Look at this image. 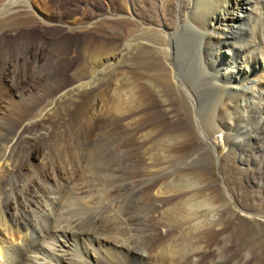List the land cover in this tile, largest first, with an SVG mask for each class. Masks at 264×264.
I'll list each match as a JSON object with an SVG mask.
<instances>
[{"label": "bare ground", "instance_id": "6f19581e", "mask_svg": "<svg viewBox=\"0 0 264 264\" xmlns=\"http://www.w3.org/2000/svg\"><path fill=\"white\" fill-rule=\"evenodd\" d=\"M72 1L83 4L81 9L84 11L87 0H0V116L17 117L13 119L14 138L0 149V264H133L140 252L147 257L140 264H171L174 260L183 264V258L178 254L176 258V253L185 247L196 252L189 256L190 260L187 258L189 263L199 264L198 259H204L206 254L214 261L221 244L231 243L236 231L238 234L250 229L264 232V215L261 211L258 213L259 207L240 205L230 193L232 215L237 221L227 225L214 215L207 217L205 211H213L219 206L218 184L203 175L190 181L171 163L165 162L170 155L165 152L159 158L162 161H156L157 154L151 153V147L159 136H153L155 131L148 130L146 123L143 122V127L137 123V117L144 111L137 108L152 106L154 98L151 99L146 91L144 76L133 72V65L126 63V59L135 58L136 50L144 49L140 42L152 43V36L156 37L161 43L155 51L161 56L164 53L167 61L162 58L172 85H179L180 96L183 91L190 97V102L184 104L191 117L198 119L199 111L201 113L209 102L212 91L221 95V104L217 109L214 107L213 121L210 119L212 126H208L210 133H205V141L215 150V160L220 161L226 151L225 132H233L230 149L240 152L242 163L257 167L251 183L264 189V0H188V3L158 0L162 25L156 27L142 21L128 0H117L123 7L119 18L134 21L137 34L123 42L122 48L113 54L109 52L114 40L98 36V39H84L82 64H94L92 70L98 69L99 73L96 79L93 77L96 72L91 70L92 73L83 74L82 79H78L79 88L85 94L92 93L93 85L104 80L107 74L113 76V83L90 106L93 116L81 125V136L77 131L58 134L46 148L33 154H21L13 147L14 142L36 140L35 136H30L33 135L30 134L31 125L45 123L39 118L42 113L35 111L31 115L28 110L37 109L26 100V94L31 95L29 91L35 85L34 75L65 66L72 58L69 53L71 36L84 34L93 25L95 15L87 16L82 10L78 17L57 14L59 3ZM112 1L107 0L105 15L110 9L117 12ZM59 36L66 37L62 45L57 46L55 40ZM198 40L197 50L205 65V78L202 83L193 84L191 91L177 78L175 55L179 54L177 47L181 42L190 48ZM37 56L41 58L35 67L33 58ZM157 85L166 112L173 118L174 105ZM11 90L18 93V98L12 101L13 109L9 105L5 107L7 99L11 98H8ZM3 93L10 94L3 98ZM54 104L51 101L43 110L51 113ZM119 113L122 117L109 123L114 124L115 129L128 131V135L111 146L107 133L114 128L110 129L103 117ZM175 119L178 118L174 117L172 123H179ZM214 138L219 139L220 149ZM140 141L141 144L136 146ZM131 146L134 149H130ZM190 156L183 158L184 162L179 165L184 166L192 158ZM113 164H123L125 170L133 168L135 174L145 172V176L147 173L155 177L125 181L116 186L115 182L122 178L120 175L117 176L119 179L116 174L107 178L101 172ZM17 174H21L24 181L10 187V179ZM173 186L179 188L173 190ZM122 191L131 194L128 203L117 200L104 210L99 208V204L119 198ZM184 211L196 212L187 221L195 218L190 220L194 225L189 228H184L188 224L182 223L185 221L183 216L178 228L157 218L159 214ZM169 216L168 220H171ZM163 256L168 258L160 261Z\"/></svg>", "mask_w": 264, "mask_h": 264}, {"label": "rangeland", "instance_id": "374dc122", "mask_svg": "<svg viewBox=\"0 0 264 264\" xmlns=\"http://www.w3.org/2000/svg\"><path fill=\"white\" fill-rule=\"evenodd\" d=\"M128 2L133 4L132 5V7L134 8L133 10L135 11V13L138 15V17L142 21L153 23L152 26H154V27L162 25V22L160 20L159 10H158V0H128ZM183 2L188 3V0H183ZM106 3H107V0H87L84 11L81 9L83 4L77 3L75 1H72V2H69L66 4H61V3L58 4V6L56 8L58 15H64V16H69V15L73 16L74 15V16L78 17L81 13V10H82L83 13L85 12V14L87 16L94 14L95 18L92 20L93 25L91 24L88 32L81 34V35L76 33V34L71 36V38H70V43H71L70 50L71 51L69 53H71L70 55H72V58H71V60L68 59L67 62H65V66L54 68V69L50 70L51 72L47 71L48 73L44 72V71L43 72L40 71V73H37V75H34V79H33L34 82L33 83L35 85H32V89H31L32 91L31 90L29 91V92H31V95L26 94V100L28 102H30V104L37 106L36 107L37 109L31 110L28 108V110H29V114H31V115H34L36 112H38L39 114L42 113L41 117H39V118H41V119L43 118L45 120V123H44L45 125L44 124L40 125L38 123H37V125H36V123L32 124L30 134L32 133L33 135H30V136L31 137L35 136L33 138H35L36 140H34L32 138L33 139L32 141H28V142L22 141L20 143L17 142V140H16L14 142L15 144H13V147H15V150L17 152H19L21 154H25V152L26 153L31 152L32 154H33V152L36 153L37 151L46 148L48 145H51V142L53 141V139L56 136H59L58 134L66 135L71 131L73 133L77 131L76 133L80 137L81 136L80 130H82L81 125H83L84 121H86L85 119H87V120L91 119L93 116V113L90 112V106L95 102L94 100L98 98L100 93H104L112 85L113 76L110 74H107L104 80H102V81L100 80L98 83L93 85L94 90L92 93H89V94H85L84 93L85 91L82 88H79L80 86L78 83V81H79L78 79H82V77L84 76L83 74H88V72L90 70L93 71L92 67L94 65L91 63L90 64L88 63V65L82 64L83 59L81 57L82 56L81 50H82V44H83V41L85 38H88V37L92 38L93 37V39H98V37H102L103 39L114 40L115 41L114 44H116V43L117 44L116 45L113 44V46H111V50L109 52V53L113 54V53L118 52L117 50H120L122 48L123 42L129 41V40L135 38V36L137 34V29H135L136 27L134 25L135 24L134 21H132L131 19H129L127 17H120L119 18V16L122 15L121 11L123 10V7L121 6V4L117 0H113L111 5L113 6V8H115L117 10V12H112L111 11L112 9H110V12H108L105 15V12L103 13V11L107 7ZM76 36H78V37H76ZM96 36H98V37H96ZM65 37L66 36L57 37L55 40V45H57V46L62 45ZM59 38H62V39H60L61 42H59L60 41ZM67 39H69V38H67ZM150 41L152 43L140 42L139 44L143 45L144 49L140 48V49L136 50L135 54H137V55L135 56V58L132 60H130L129 58L126 59V63L128 66L133 65L132 68L135 70V71L132 70L133 72H136V73L144 76L145 80H143V83H145L146 91L150 93L149 96L151 99L154 98V102H152L154 104H152V106L137 108V110H139V109L144 110L140 114L141 116L137 117L138 118L137 123H140L139 126H141L143 124V122H144V124L146 123L145 124L146 127L147 126L150 127V128L147 127L148 130L152 129L155 131L154 132L155 134L153 133L154 134L153 136H159L156 139L157 141H155V143H153L154 146L152 145V147H151V153L154 155L157 154V155H155L156 161L161 162L162 159L160 160L159 158H161L162 153L165 152V153H167V155L170 154L169 157H166L165 162L171 163L174 166V168H176L175 170H177V171L180 170L184 176H188L190 178L189 179L190 181H194V179H197L200 176L202 177V175H203L204 177H207V178L213 180L214 182H216L218 184L217 185V187H218L217 192L219 193V199H220L219 200V206L217 209H214L213 211H211V210L210 211L208 210V212L205 211L204 215H206L208 213L206 215L207 217L210 215H214L217 218L222 219L227 225H231L232 223L237 221V218L232 215L233 211H232V207L230 204L231 196H233L236 199L237 203L240 205L259 207L260 210H258V213L261 211V213L264 215V189L260 188V187H254L251 183L252 176L257 172V167L255 165L254 166L245 165L239 159L240 158V152L237 150H233L232 148L230 149L229 143H231V141L233 139V135H232L233 132H230V131L225 132V143H226L225 149H226V151L223 153L220 161L215 160V157H216L215 156V150L212 148V145H210L208 142L206 143V141H205V139L207 140L205 133L206 134L210 133V128H208V126L209 127L212 126L211 122L213 121V116H214L213 114H214L215 110L217 108H219V106L221 104V99H220L221 95L216 94V92L212 91V93H210V96H209V102L204 106V109L201 110V113L199 111V115L201 117L199 116L200 118L198 117V119L191 117L192 115L190 116V114H188L189 111L187 108L188 107L187 104L186 103L184 104V102H187V103L190 102V97L185 95L183 91H182V95L180 96L179 85L177 84L178 87H176L175 85H172L170 78L168 76V73L165 69L166 63H165L164 59L162 58V56L165 58L164 53L162 52L161 53L162 56H161L155 51L157 49L156 48L157 44L161 43V42L158 41V39L156 37H153V36H152ZM94 42H96V41H94ZM196 42H197V44H196ZM196 42H195V45L193 47H190V48L189 47L187 48V45L185 42H181L179 47H177L179 54L175 55V63H176V68H177V78H178L179 82L181 84H183V86H185V85L188 86L189 90L192 89L193 84L202 83L204 81V78H205V76H204V69H205L204 66L205 65H203L201 58H200V53L197 50L198 47L200 46V41L198 40ZM112 48H113V51H112ZM35 58H33V63L35 65V67H37L39 62H40L41 57L37 56ZM165 60H166V58H165ZM29 61L32 62L31 59H29ZM36 61H37V63H36ZM132 61H133V63H132ZM64 67H66V69ZM86 67H87V69H86ZM38 70H39V68H37V72H38ZM78 70H79V73H78ZM91 71L89 73H92ZM80 72H82V73H80ZM85 72H87V73H85ZM93 72H96L95 73L96 75L93 74V77L94 78L97 77L99 70L97 69V71H93ZM78 77H80V78H78ZM36 79H37L38 83H37ZM92 81H95V80H92ZM153 83H154V86H152ZM157 84H159L160 87L166 92L167 97L173 103L174 111H175L174 117L178 118L175 120H177L179 123H175V124L172 123L174 120V117L171 118L170 115L168 114V112H166V108L163 104V101L157 92V90L159 89L158 88L159 86ZM10 93H8V94L3 93V98H5L6 96L8 97L10 94V96L8 98L11 97L10 98L11 100L7 99V102L5 103V107H6V105H9V107L13 109L12 101H13V99L18 98L17 97L18 93L15 90H11ZM75 95L77 98L75 97ZM69 96H70L71 101L69 100ZM72 99H74V100H72ZM51 101L55 102V104L53 105V107H51L52 111L50 113L49 111H47V110L45 111L43 109H45L44 107L48 106V103H51ZM14 106L16 107V105H14ZM87 106H88V108H87ZM28 115L26 117H28ZM48 115H50V116H48ZM76 115H78V116H76ZM120 115H118V114L113 115L114 117L113 116H107L108 118L106 116H104L103 118L106 119V122L109 125L110 123L114 122L113 121L114 118H117V117L121 118L122 114H120ZM52 116H54V117H52ZM0 117H2V118H0V146H1L0 149H3L7 145L6 143H9L10 140H12L14 138L15 130H14L13 119H15L16 116L14 117L12 115L11 117H8L6 115H2ZM48 118H50V119H48ZM147 118H149V119H147ZM23 119H24V117H23ZM32 119H34V118H32ZM210 119H211V122H210ZM208 120H209V122H208ZM39 121L40 120H38V122ZM151 124H153V125H151ZM155 124L157 125L156 128H155V126H156ZM209 124H211V125H209ZM174 125H175V128H173ZM41 126H42V128H41ZM76 126H77V129L79 131L75 128ZM158 126H160V127H158ZM176 126L178 127V129L176 128ZM108 127L110 129H112L115 127V125L110 124ZM141 127H143V125ZM153 127H154V129H153ZM171 127H172V129H171ZM119 129L120 128L117 127L116 129L115 128L112 129V131L110 130L112 133H110V131L107 133L108 135L110 134L107 138L108 141L110 140L108 142L109 145L112 146V145H114L115 141H116L115 142V144H116V143L124 140L126 138V136L128 135V133H127L128 131L123 130L122 128L120 130ZM165 129H166V131H165ZM168 129H169V131H167ZM63 130H65V131H63ZM114 130L116 131V133H114L115 132ZM163 130L167 134L164 133ZM61 131L64 133L62 134ZM157 133H159V134H157ZM43 135H44V137H43ZM116 135H119V136L116 138ZM182 138H184V139H182ZM201 138H203L204 141ZM37 140H39V141H37ZM118 140H120V141H118ZM186 140H187V142H186ZM188 141H189V144H188ZM213 141L217 144V146H219L218 148L220 149L219 139L214 138ZM31 143H33V144H31ZM28 144H30V145H28ZM34 144H36V146H34ZM140 144H141V141L138 142L136 144V146H138ZM184 144H185V146H183ZM170 145L172 146V148H169ZM200 145H202L204 148L201 149ZM31 146H32V148H31ZM190 146H191V148H189ZM155 147H157V148H155ZM35 148H36V150H35ZM176 148L178 150H176ZM210 148H211V150L212 149L213 150L211 151ZM130 149H134V147L131 146ZM183 149H185V150L183 151ZM179 150L180 151L182 150V151L180 152ZM160 154H161V156H158ZM187 154H190L191 156L187 155ZM184 156H186V157H184ZM189 156L192 158H190V160L188 162H185L184 166H182V165L180 166L179 164H182V162H184V159L188 158ZM163 157H164V155H163ZM176 158H178V159H176ZM174 160H175V162H174ZM110 167L111 166H109V168L108 167L104 168V170H102L101 172H102V175L104 174V176L107 178L111 177L112 174L113 175L116 174L115 175L116 177L120 175L119 178L122 177L124 180L122 178L119 179L117 177L119 179V181L115 182L116 186H117V184L124 183L125 181H127V183H128V181L130 182L131 180H132L131 182L140 181V179L142 181L145 179L148 180L151 177H155L154 175L153 176L147 175V173L145 176V172L144 173L138 172L135 174V173H133V168H129V169L125 170V167H123V164H118V165L113 164V166L111 168ZM182 168H183V170H182ZM103 171H105V172H103ZM112 171H114V172L112 173ZM131 173H133V174H131ZM106 175H108V176H106ZM131 177H134V178H131ZM13 179H15V180H13ZM24 179L25 178L21 174H17L15 176H13L10 179V183H11L10 187L15 186V183L16 184L22 183V181H24ZM101 182H102V180H101ZM176 188L178 189L179 186H173L172 187L173 190H176ZM226 190H228V191H226ZM121 193L123 194V195L122 194L120 195L121 197L119 196V198L117 197L118 199L117 198L116 199H110L104 203H101V204H99V208H102L104 210V208L111 206L113 204V202H115L117 200L124 201V202L127 200L126 202L128 203V200H130L131 194L124 193V191H122ZM228 193H230L231 196H229ZM126 194H128V195H126ZM110 203H111V205H109ZM101 205L103 207H101ZM178 213H181V214L183 213V214L179 216ZM178 213L173 212L171 214H166V215L163 214L162 216H161V214H159V215L157 214L158 215L157 218L167 220V222L169 221V224L171 226H173V228H178L179 223L183 217H184L183 219L185 221L182 220V223L184 222V224L187 223L189 225V226L185 225L184 228H186V227L189 228L192 225H194V223L190 222L191 219L192 220L195 219L194 217L193 218L191 217V219L189 220V223L187 221L190 218V216L196 215L195 211L190 212V213L185 212V211L184 212H178ZM169 215H171V220H168L170 218ZM230 229H231V227L229 228V230ZM236 235L232 237L231 243H227L225 245L221 244V247L219 249L220 252L218 250V254H217L218 256L215 258L214 261H210L209 258L211 257V255L206 254V255H204V259H200V258L198 259V262H200L199 264H264V232L260 229H258V230L250 229L248 231H244L243 233H239V234L236 231ZM188 248L189 247H185L184 250L182 249L181 252H178V251H177V253L175 252L176 258L178 255H179V257L183 258L182 259V262L184 261L183 264L185 263V260H187V258H189V256L192 253H196V252H194L195 250L192 251L193 248H189V249ZM188 251H190V252H188ZM243 254H246V255H243ZM180 255H182V256H180ZM161 258L162 259L160 261H163L164 258L167 259L168 257L163 256ZM141 260H147L145 253H141V252L138 253L137 257H135V259L133 260L134 261L133 264H140ZM189 260H190V258H189ZM175 261H176V263H175ZM166 263L168 264V262H166ZM174 263L178 264V261L174 260L171 264H174ZM169 264H170V262H169ZM185 264H191V263H189V261L187 260V262Z\"/></svg>", "mask_w": 264, "mask_h": 264}]
</instances>
